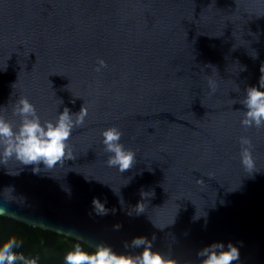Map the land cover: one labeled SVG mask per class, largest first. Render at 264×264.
<instances>
[{"label": "water", "instance_id": "95a60500", "mask_svg": "<svg viewBox=\"0 0 264 264\" xmlns=\"http://www.w3.org/2000/svg\"><path fill=\"white\" fill-rule=\"evenodd\" d=\"M262 65L264 0H0V115L18 128L21 96L41 123L88 110L62 166L0 165V216L92 250L136 255L143 246L131 242L145 237L166 258L199 264L201 249L231 242L234 264H264V127L241 124ZM112 126L136 152L123 173L106 163Z\"/></svg>", "mask_w": 264, "mask_h": 264}, {"label": "clouds", "instance_id": "9594fccd", "mask_svg": "<svg viewBox=\"0 0 264 264\" xmlns=\"http://www.w3.org/2000/svg\"><path fill=\"white\" fill-rule=\"evenodd\" d=\"M106 67V62L100 59L96 71L100 72ZM260 71L262 75L259 87H248L246 97L242 101L247 110L241 124L246 130L250 127L257 129L264 127V90H261L264 89V65ZM209 86L214 92L215 85L210 82ZM13 113L21 118L18 128L0 115V165L6 166L8 161L14 158L21 165L33 166V173L38 174L41 171V164L44 169L51 170L58 165L62 166L65 160L73 159L68 142L74 128L82 126L88 116V110L84 105L75 114L65 107L55 122L41 123L36 106L26 96H21L14 106ZM122 135L123 133L115 126L102 131L104 151L111 154L106 163L109 167L118 168L121 173L130 170L137 162L136 152L126 149L120 142ZM239 143L241 163L246 171L253 172L255 161L252 155V140L247 136H241ZM7 190L13 191L12 188ZM141 195L144 197L145 193ZM92 205L97 215L107 214L108 210L98 198H93ZM137 208V214L143 213L140 204ZM2 210L0 214H5V209ZM115 228L119 229L120 225H115ZM21 246L22 242L14 236L0 242V264H38L39 256L26 257L16 251ZM131 246L134 248L143 246V251L136 255L117 254L110 246L101 243L94 251L89 252L82 243L77 242L65 254L64 264H178L177 260L166 258L159 251H153L152 242L145 237L134 238ZM197 255L203 257L199 264H234L240 257L239 249L231 242L226 248L223 243H213L201 249Z\"/></svg>", "mask_w": 264, "mask_h": 264}, {"label": "trees", "instance_id": "16d2710c", "mask_svg": "<svg viewBox=\"0 0 264 264\" xmlns=\"http://www.w3.org/2000/svg\"><path fill=\"white\" fill-rule=\"evenodd\" d=\"M13 236L22 242V246L16 251L23 253L26 257L39 256L38 264H64L65 254L78 242L0 216V242ZM82 245L86 251H94L86 245Z\"/></svg>", "mask_w": 264, "mask_h": 264}]
</instances>
